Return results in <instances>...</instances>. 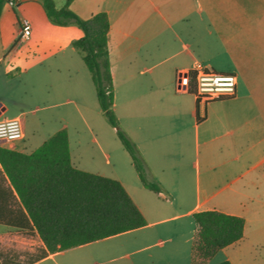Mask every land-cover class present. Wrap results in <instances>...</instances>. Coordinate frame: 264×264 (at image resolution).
Returning a JSON list of instances; mask_svg holds the SVG:
<instances>
[{
  "label": "crops",
  "instance_id": "1",
  "mask_svg": "<svg viewBox=\"0 0 264 264\" xmlns=\"http://www.w3.org/2000/svg\"><path fill=\"white\" fill-rule=\"evenodd\" d=\"M70 8L83 18L100 10L108 15L114 97L130 101V136L147 179L159 191L144 185L132 159L135 174L114 177L143 213L145 224L181 206L186 210L180 213L190 215L202 209L241 215L242 237L216 251L208 264H264V179L246 180L250 170L264 166V0H71ZM24 18L31 23L27 39L19 35ZM82 34L76 23L52 21L42 0L4 3L0 119H21L23 137L3 141L17 149L18 141H30L32 150L66 128L72 163L90 171L72 150L66 119L76 111L82 114L91 87L90 70L72 44ZM196 62L236 76L232 95L199 101L200 121L195 119V93L176 87L177 72ZM16 76L25 96L8 102L4 94ZM105 155L108 160L110 153ZM177 228L163 224L147 232L141 247L156 244L163 249L141 256L139 263L193 264L185 241L181 253V239L171 234ZM161 232H169L165 240L149 241ZM59 251L63 249L46 256Z\"/></svg>",
  "mask_w": 264,
  "mask_h": 264
},
{
  "label": "trees",
  "instance_id": "2",
  "mask_svg": "<svg viewBox=\"0 0 264 264\" xmlns=\"http://www.w3.org/2000/svg\"><path fill=\"white\" fill-rule=\"evenodd\" d=\"M8 1L17 0H0V14ZM70 2L64 0L57 7L54 0H42L52 21L73 22L82 28L83 34L72 44L90 70L98 104L116 127L144 185L158 192V184L146 177L137 145L117 126L108 15L100 10L83 18L70 8ZM199 101L196 97V121L203 118L199 114ZM192 216L195 231L190 259L193 264H208L216 251L243 235L241 215L202 209L193 211ZM0 223L31 230L41 242L39 250L26 258L2 254L0 264H31L50 252L142 226L146 219L117 178L87 171L72 163L68 132L63 127L30 151L8 146L0 140Z\"/></svg>",
  "mask_w": 264,
  "mask_h": 264
},
{
  "label": "rangeland",
  "instance_id": "3",
  "mask_svg": "<svg viewBox=\"0 0 264 264\" xmlns=\"http://www.w3.org/2000/svg\"><path fill=\"white\" fill-rule=\"evenodd\" d=\"M54 1L57 7L64 3V0ZM14 80L10 84L9 90L4 94L8 102H11L16 96H25V88L19 82V77L16 76ZM90 84L89 94L85 96V100L81 104L82 114L76 111L73 116L66 118L72 150L77 155L79 164L90 171L110 177H114L116 173L120 172L135 174L129 153L118 137L116 127L112 125L98 104L93 81ZM11 91L13 92L11 93ZM113 111L117 118V126L133 141L130 136L132 128L130 101H126L122 96L114 97ZM30 114L32 113H29V116H33ZM30 128L31 126L28 127L27 132L31 131ZM17 144L20 149L24 150H30L33 147L30 141L26 143L18 141ZM105 152L110 153L108 160ZM193 158L194 156L189 157V163ZM194 170L193 167L192 175H194ZM248 179H264V166L250 170L246 174V180ZM185 210V206L167 209L156 217H150L151 220L166 217L164 219L145 224L140 228L129 229L67 247L63 251L55 253L54 256H46L33 264H140L141 256H146L149 252H162L163 247L156 244L145 248L141 246L147 232H152L163 224L178 227L171 234L174 236L177 234L176 238L181 239V253L184 252L182 251V241H185V254L189 255L192 243L190 238L195 224L192 215L180 213ZM174 213L180 214L173 215ZM168 235L169 232L157 233L152 235L149 241L165 240ZM40 245V239L31 230L8 227L0 223V259L2 254H19L20 258H26L31 253L38 251Z\"/></svg>",
  "mask_w": 264,
  "mask_h": 264
},
{
  "label": "built area",
  "instance_id": "4",
  "mask_svg": "<svg viewBox=\"0 0 264 264\" xmlns=\"http://www.w3.org/2000/svg\"><path fill=\"white\" fill-rule=\"evenodd\" d=\"M31 23L24 18L20 24L19 35L29 38ZM236 76L233 72H219L196 62L192 67L177 72L176 87L178 90H190L199 100L232 95L235 91ZM23 137L22 123L18 116L0 119V140L12 142Z\"/></svg>",
  "mask_w": 264,
  "mask_h": 264
}]
</instances>
